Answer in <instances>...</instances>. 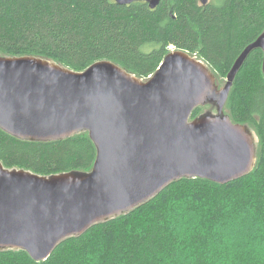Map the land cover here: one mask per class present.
Here are the masks:
<instances>
[{
	"label": "trees",
	"instance_id": "16d2710c",
	"mask_svg": "<svg viewBox=\"0 0 264 264\" xmlns=\"http://www.w3.org/2000/svg\"><path fill=\"white\" fill-rule=\"evenodd\" d=\"M263 32L264 0H162L156 9L145 1L121 6L114 0H0L2 56L43 57L75 71L108 60L139 79L154 75L173 49L227 78ZM263 56L255 50L248 57L226 107L232 121L249 125L259 137L258 164L250 175L226 185L183 179L136 211L62 242L45 262L25 251H6L0 264H179L177 250L185 244L190 264H264ZM206 111L198 108L192 118ZM96 157L89 133L42 143L0 129V162L8 169L43 176L87 172ZM246 237L251 252L244 259L222 258L227 241Z\"/></svg>",
	"mask_w": 264,
	"mask_h": 264
},
{
	"label": "water",
	"instance_id": "95a60500",
	"mask_svg": "<svg viewBox=\"0 0 264 264\" xmlns=\"http://www.w3.org/2000/svg\"><path fill=\"white\" fill-rule=\"evenodd\" d=\"M114 1H145L151 9L162 2ZM259 49L264 53V32L236 59L222 88L206 62L182 50L169 53L148 80L108 60L75 71L43 57L0 54V129L42 143L89 133L97 148L87 172L43 176L0 162V252L25 251L45 262L62 242L136 211L175 182L223 185L250 175L257 136L235 125L225 107Z\"/></svg>",
	"mask_w": 264,
	"mask_h": 264
},
{
	"label": "rangeland",
	"instance_id": "374dc122",
	"mask_svg": "<svg viewBox=\"0 0 264 264\" xmlns=\"http://www.w3.org/2000/svg\"><path fill=\"white\" fill-rule=\"evenodd\" d=\"M171 49H173V48H171ZM148 79H150V77H148L147 79H144V80H148ZM217 84L220 86L219 88H222L226 84V76H224V77L221 76V80L217 81ZM206 107H207V110L210 109V108H208V106H206ZM233 203L236 205L235 201ZM231 205H232V203H231ZM193 206L196 207V205H193ZM193 206H190V207H193ZM239 210L240 209H237V211H236L234 209V213L237 214L239 212ZM234 222L236 223L237 221L234 220ZM171 225L172 226L174 225L175 227L179 226L178 224H175V223H171ZM188 227L189 226L186 223L183 226H181V229L185 230ZM171 230H172L173 233H176L175 230H173V229H171ZM100 237H102V236H100ZM97 238H99V237L92 238L91 240L95 241V239H97ZM231 239L229 240V242L228 241L226 242V247H225V250H224V256H222V258L229 257L231 260H233V262L237 261L238 257L240 259H241V257H243V259H244L245 255L249 254L251 252L250 249L246 248V244L248 243V241H247L248 238L247 237L246 238H241V239H239V240H237L236 242H233V243H231ZM94 245L99 249L98 244H94ZM177 256L178 257L175 260L176 263H178V262H179V264H190L191 263L189 249H188V247H186V244L183 247L179 245L178 250H177ZM217 260H220V259L217 257L216 260H215V263H216Z\"/></svg>",
	"mask_w": 264,
	"mask_h": 264
},
{
	"label": "bare ground",
	"instance_id": "6f19581e",
	"mask_svg": "<svg viewBox=\"0 0 264 264\" xmlns=\"http://www.w3.org/2000/svg\"><path fill=\"white\" fill-rule=\"evenodd\" d=\"M200 2H201V4H202V1L200 0ZM202 5H204V4H202ZM150 6V5H149ZM151 8V7H150ZM174 50H176V49H173L172 51H174ZM260 50V49H259ZM171 51V52H172ZM262 51V50H261ZM263 55H264V53H263ZM263 62H264V56H263ZM264 66V65H263ZM263 66H262V70H263ZM263 72H264V70H263ZM217 77H218V80L220 81L221 79L219 78V76H218V74L214 71L213 72ZM229 74V73H228ZM227 77H228V75H227ZM226 82H227V78H226ZM233 123L235 124V125H238V124H241V123H236V122H234L233 121ZM244 125H246V124H244ZM249 126V125H248ZM250 127V126H249ZM251 128V127H250ZM251 130L254 132V134L257 136V139H258V144H257V146H258V154H257V158L259 159V144H260V140H259V137H258V135H257V133L251 128ZM257 164H258V160H257ZM256 168V167H255ZM255 170V169H254ZM247 176V175H246ZM245 176V177H246ZM203 180H208V179H203ZM208 181H211V182H213V183H217L216 181H214V180H208ZM237 181V180H236ZM229 183H232V182H229ZM229 183H226V184H229ZM217 184H219V183H217ZM226 184H223V185H226ZM222 185V184H221ZM87 233V232H86ZM51 257V256H50Z\"/></svg>",
	"mask_w": 264,
	"mask_h": 264
},
{
	"label": "flooded vegetation",
	"instance_id": "af4514ba",
	"mask_svg": "<svg viewBox=\"0 0 264 264\" xmlns=\"http://www.w3.org/2000/svg\"><path fill=\"white\" fill-rule=\"evenodd\" d=\"M164 61V60H163ZM161 67V66H160ZM160 67H159V69H160ZM231 70V69H230ZM214 72V71H213ZM230 72V71H229ZM154 75H152V76H150V78H152ZM217 77V76H216ZM217 79H218V77H217ZM219 81V80H218ZM208 107H211L210 105H208ZM226 107H227V105H226ZM226 107H225V113H226V111H227V109H226ZM201 108V107H200ZM227 114V113H226Z\"/></svg>",
	"mask_w": 264,
	"mask_h": 264
}]
</instances>
